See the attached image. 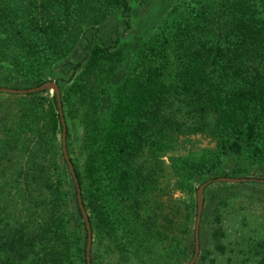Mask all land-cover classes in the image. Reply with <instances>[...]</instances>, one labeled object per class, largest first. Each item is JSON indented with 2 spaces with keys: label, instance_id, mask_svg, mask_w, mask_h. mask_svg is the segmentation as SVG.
<instances>
[{
  "label": "trees",
  "instance_id": "1",
  "mask_svg": "<svg viewBox=\"0 0 264 264\" xmlns=\"http://www.w3.org/2000/svg\"><path fill=\"white\" fill-rule=\"evenodd\" d=\"M117 12L130 29L131 0H0V86L47 82L92 30L62 90L66 115L83 124V164L70 160L91 225V264L95 239H111L135 264H189L199 186L244 173L264 178V0H189L136 45L103 42L99 26ZM23 98L16 120L0 125V264H88V230L64 157L56 96ZM178 101L191 122L179 121ZM190 130L216 138L209 156L171 158L168 170L157 157L167 147L161 142L151 145L150 162L139 159L151 135ZM235 201L232 194L215 206L196 264H264V233L255 241L242 227L235 246H245L239 251L247 257L226 254Z\"/></svg>",
  "mask_w": 264,
  "mask_h": 264
},
{
  "label": "rangeland",
  "instance_id": "2",
  "mask_svg": "<svg viewBox=\"0 0 264 264\" xmlns=\"http://www.w3.org/2000/svg\"><path fill=\"white\" fill-rule=\"evenodd\" d=\"M188 2L189 0H131V28L126 30L123 24L122 16L118 12L113 13L99 26L100 36L103 42L106 44H112L113 40L119 39L120 43L129 42L133 45H136L139 39L147 38L157 32V30L165 20V17L173 9V7L186 4ZM92 34V30L86 29L85 37H82L79 45L76 47L72 55L64 60L59 61L53 67L49 80L47 82H56L60 87L61 94L62 90L67 86V83L72 76L73 65L80 61L84 56V49L86 46L85 38H92ZM120 77L121 75L119 73V77L116 78L112 83L106 100L107 104L112 101L113 90L120 81ZM0 87L13 89H30L14 88L9 86ZM49 92L50 94H54L52 91ZM25 95L26 94L0 93V125L2 124V122H14L16 120L15 114L18 112L20 104L24 99L23 96ZM177 105L183 106V109L181 111L177 108L175 110V114L178 116L179 121L188 123L191 122V114L187 112L188 108L185 106V104L178 101L176 103V106ZM63 116L66 123V133L68 128V136L66 134V146L67 144L69 145L67 146L68 154L70 158L72 157V159L79 166H82L84 161V153L81 149L83 137V124L81 122V117L75 119L70 118L66 115L64 109ZM172 134L173 135L171 136H166L164 133L151 135L149 138V144L147 145V147L143 151V155L139 159H147L150 162L152 160V156H155V152L153 154L151 145L153 143L157 144L166 142L167 147L163 151L159 152V155H157V157L161 158L165 162V166L168 170H171V158L186 157L191 159H199L204 156H209L216 147V138L213 137L210 132L207 133L198 130H190V132H176ZM233 164L234 160L231 157L226 159L225 167L227 169H231ZM255 175L256 172H253L249 175L244 173L237 176L230 175L220 177L258 178L255 177ZM213 178H208L207 181ZM197 183L198 181L195 180L194 185H196ZM221 183L223 182H212L207 186L205 190L204 206L200 223V234L201 232L202 234L205 232L207 225L211 220H213L214 210L217 203L221 199H226L232 194H236V198L238 201L234 202L233 215L230 220L227 221L229 231H227L228 237L225 241L226 243H229L226 254L227 256H231L233 258V261H235L237 260V255L242 259L247 257V253L243 256L241 251H239L240 249H242L247 252V248L245 246H235V241L237 240L236 237H238L237 233L240 227H242L243 229L245 238L255 237V241L258 239V237H262V234L264 233V185H248L249 187H247L246 185H239L240 183H236L238 185L229 183L231 184L230 186L218 187L217 184ZM210 188L212 189L210 190ZM147 212L148 209L142 212L143 218L147 215ZM92 242L91 250L93 246ZM243 244L246 243L243 242ZM93 253L96 264H135L136 262H134L133 260L124 261L119 256L118 249L111 239H104L100 243L97 239H95L94 252L92 251V255ZM139 264H145V262H141Z\"/></svg>",
  "mask_w": 264,
  "mask_h": 264
},
{
  "label": "water",
  "instance_id": "3",
  "mask_svg": "<svg viewBox=\"0 0 264 264\" xmlns=\"http://www.w3.org/2000/svg\"><path fill=\"white\" fill-rule=\"evenodd\" d=\"M41 91H52L56 96L58 111H59V115H60L61 122L63 125L62 142H63L64 157H65V160L67 161L70 173L73 176L75 185L77 187L79 207L81 209L83 219H84L86 226H87V230H88L87 262H88V264H91V255H90L91 254V242H92L91 225H90L88 214H87V211L84 207L83 200L81 197V190L79 187L77 175H76L74 166L70 160V156L68 154V150H67V146H66V123H65L64 116H63L62 94H61V90H60L59 85L54 81H50V82L44 83L40 86L30 88V89H13V88H7V87H0V93H6V94H32V93H37V92H41ZM212 182H223V183H231V184L246 183V182H258V183L264 185V179L218 177V178H214V179H211V180L203 183L199 187V189L197 191L198 210H197V220H196V226H195V254H194V256L191 259L189 264H195L197 261L198 255H199V251H200V223H201V215H202L203 206H204L205 190H206L207 186L210 185Z\"/></svg>",
  "mask_w": 264,
  "mask_h": 264
}]
</instances>
